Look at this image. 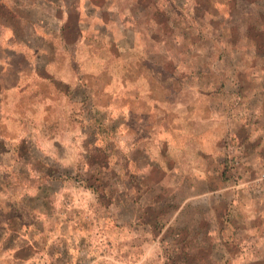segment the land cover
Masks as SVG:
<instances>
[{
	"label": "rangeland",
	"instance_id": "374dc122",
	"mask_svg": "<svg viewBox=\"0 0 264 264\" xmlns=\"http://www.w3.org/2000/svg\"><path fill=\"white\" fill-rule=\"evenodd\" d=\"M4 1L11 10L0 11V105L13 114V130L40 132L43 144L75 167L82 133L94 127L107 150L101 154L118 163L102 170L110 195L121 197L108 207L107 218L93 193L77 182L66 183L59 198L62 218H26L44 231L35 236V249L22 253L18 259L24 262L1 253L0 264H229L209 259L194 242L198 235L190 227L201 225L202 218L193 201L176 214L163 210L156 224L151 211L137 222L156 195L169 200L173 190L169 176L162 186L149 179L139 188L135 164L149 159L169 168L172 161L183 176L194 173L199 159L193 152L213 146L222 127L216 117L203 119L204 109L219 106L224 116L233 117L239 101L234 82L257 68L264 71V0H107L105 9L113 12L104 16L107 27L85 20L86 30L79 33L77 15L71 13L66 29L58 32L54 26L51 36L42 29L34 34L13 18V11L31 19L49 12L55 21L65 13L42 0ZM34 4L39 7L32 10ZM162 7L167 15L160 18L156 11ZM44 52L53 56L49 72L57 89L33 73V62ZM77 85L87 88L91 109L79 103L83 92ZM249 90L248 96L254 92ZM227 122L224 117L223 127ZM128 159L134 163L129 169ZM227 163L233 193L264 190L256 183L264 167L241 182L238 160L230 157ZM184 194L183 187L177 196ZM123 195L139 201L129 197L123 207ZM211 223L223 225L218 216ZM226 253L233 256L235 250Z\"/></svg>",
	"mask_w": 264,
	"mask_h": 264
},
{
	"label": "crops",
	"instance_id": "0c3cea01",
	"mask_svg": "<svg viewBox=\"0 0 264 264\" xmlns=\"http://www.w3.org/2000/svg\"><path fill=\"white\" fill-rule=\"evenodd\" d=\"M63 13L65 15L62 21H55V18L50 17L51 25L39 27L37 30L42 29L45 35H54L57 29L58 32L64 31L69 13L65 10L61 14ZM76 15L79 33L86 30L85 20L100 22L95 24L102 27H107L110 23L101 18L98 8L85 0L79 3ZM54 26L59 27L54 30ZM45 35L39 36L45 39ZM97 38L95 37L96 40ZM42 54L33 62V73L45 81L46 85L57 89L55 77L49 72L53 56L46 52ZM260 69L258 71L257 68L251 75L234 82L237 92L235 96L239 101L235 105L233 117L224 116L227 115L224 108L218 106L213 109L210 103V108L204 109L203 119L216 117V120L221 121L222 127L217 133V140L212 142L213 146L203 145L193 152L199 159V163L195 164L194 173L183 176L179 166L172 161L169 168L149 159L144 164H135L139 188L147 187L149 179H152V183L162 186L169 176L173 190L169 200L156 195L152 204L143 208V214L138 217L137 222L151 211L154 213L156 224L160 221L163 210L173 209V214H176L182 205L193 201L196 205L193 208L195 214L202 218L201 225L190 227L191 232L198 235L194 242L208 252L206 256L209 259L218 263L223 261L229 264H258L261 260L264 261V190L257 186L254 192L239 190L233 193L228 186L229 181L226 180L229 176L227 160L230 157H235L239 162L237 172L241 182L254 177L264 167V71ZM77 86L83 92L78 98L79 103L89 106L90 95L87 88L83 85ZM251 88L254 92L248 96ZM88 108L91 109V105ZM224 117L226 121L228 119V125L225 127ZM12 118L13 114L5 113L0 105V254L6 253L11 258L18 259L22 258V253L35 249L38 242L35 236L44 232L26 218L42 221L53 216L62 218L59 211L60 194L64 192L66 183L77 182L73 177L68 178L67 173L74 176L77 173H85L88 169H97L98 166L93 160L98 152V134L90 130L83 131L80 159L77 165L72 167L63 161L65 158L60 156L58 150L51 151L49 144H43L40 132L28 129L13 130ZM87 121L91 124L92 120ZM6 122H10L9 128L5 125ZM201 137L205 138L207 134L203 133ZM201 137L199 135V138ZM103 151L107 153L105 148ZM109 157L106 155L105 167L108 168L110 164H113L110 165L112 168L117 166L118 163L110 162ZM128 163L129 169L134 163L130 162V159ZM52 185H56L57 189H51ZM79 187L93 193L96 201L104 204L107 212L105 216L109 218L108 207L112 202L97 196L84 183H79ZM183 187L185 194L177 196ZM123 197L126 200L123 198L121 205L129 206L130 196ZM216 204L221 206L217 211L214 209ZM215 216L219 217L222 226L211 225V219ZM140 225L146 227L141 221ZM188 240L187 237L183 238L184 245L189 243ZM227 250H235V254L229 256ZM211 251H214L213 255L217 259L213 258ZM23 259L18 260L24 262Z\"/></svg>",
	"mask_w": 264,
	"mask_h": 264
},
{
	"label": "trees",
	"instance_id": "16d2710c",
	"mask_svg": "<svg viewBox=\"0 0 264 264\" xmlns=\"http://www.w3.org/2000/svg\"><path fill=\"white\" fill-rule=\"evenodd\" d=\"M36 2L41 1V0H35ZM44 3H46V5H48L47 7H49V9H51V7H53L55 9V11L57 10L59 13H62L63 10L67 11V13H69V16L71 15V13L73 14H77V10L79 7V3L82 0H61V2H59L60 0H42ZM88 1L89 4L95 6V8H98L100 10V15L101 18L106 20L104 18V16H106V13H113V12H108L105 9L106 6V1L107 0H85ZM143 2H148L149 0H141ZM35 5V4H34ZM51 6V7H50ZM166 6V5H164ZM39 7V4L35 5L33 9H36ZM4 8L6 10H8V12L11 10L8 7V4L5 3L4 0H0V11ZM101 10H103L101 12ZM12 12V11H11ZM156 14L158 17H163L164 15H167V9L166 7H162L159 11H156ZM13 18H16L17 20L23 22L25 25H27L29 28H32L33 33H36V30L40 27L45 28V27H49L51 25V20L50 17L55 18L54 16L51 15V13L49 12H43L41 14H37L35 17H33V19L27 17V16H18L17 13L15 11H13ZM109 17V16H106ZM163 22H161L160 20H158V24L162 25ZM16 41V40H15ZM23 43V42H22ZM26 45L28 46V42L26 41ZM91 131H94V133H96V129L92 126L89 127ZM97 134V133H96ZM99 135V134H98ZM97 145H98V154L101 155V158H98V154L95 156V159L93 160V163L98 166L96 170L92 169V170H87L84 171L85 173H77L74 176L67 173L68 178L73 177L77 182L81 183V184H85V186L88 189H91L97 196H100L103 199L108 200L109 202H115L116 199H119L121 197L120 196H114L110 195V187L107 186V183L104 179V172L102 170H105V159H106V155L105 154H101L104 147H102L103 145H99V140L97 137ZM107 146V145H106ZM104 166V167H102ZM139 192V191H138ZM131 199H133V203L136 204V202H138V198H134L132 197Z\"/></svg>",
	"mask_w": 264,
	"mask_h": 264
},
{
	"label": "built area",
	"instance_id": "2783aa9c",
	"mask_svg": "<svg viewBox=\"0 0 264 264\" xmlns=\"http://www.w3.org/2000/svg\"><path fill=\"white\" fill-rule=\"evenodd\" d=\"M255 182V181H254ZM256 183L260 184H264V171L261 173L260 177L258 178V180L256 181Z\"/></svg>",
	"mask_w": 264,
	"mask_h": 264
}]
</instances>
